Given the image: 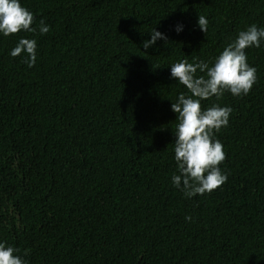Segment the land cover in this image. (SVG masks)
<instances>
[{"label":"trees","instance_id":"obj_1","mask_svg":"<svg viewBox=\"0 0 264 264\" xmlns=\"http://www.w3.org/2000/svg\"><path fill=\"white\" fill-rule=\"evenodd\" d=\"M21 4L37 30L0 36V241L25 264H264V44L245 49L247 95L201 102L232 109L215 134L227 180L191 199L171 185L186 89L169 75L264 27V0ZM154 27L168 41L146 52ZM21 37L37 41L31 68L9 55Z\"/></svg>","mask_w":264,"mask_h":264},{"label":"clouds","instance_id":"obj_2","mask_svg":"<svg viewBox=\"0 0 264 264\" xmlns=\"http://www.w3.org/2000/svg\"><path fill=\"white\" fill-rule=\"evenodd\" d=\"M33 22V13L21 4V0H0V36L7 37L18 32L35 33L37 29L32 26ZM197 25L206 33L208 19L198 15ZM174 30L181 32L183 25L177 24ZM48 31L49 26L41 19L39 33L44 35ZM148 33L150 38L142 41L145 51L157 46L158 40L168 41L167 34L155 27ZM262 44L264 27L253 23L239 31L212 61L189 63L187 59H181L169 64L170 79L186 89L170 105L177 121L173 133L176 173L171 176V185L186 198L211 193L227 180V174L220 167L225 160V152L215 134L228 126L232 109L217 103L202 108L201 102L212 97L219 100L225 92L236 97L247 95L257 77L256 68L247 62L245 49L259 48ZM9 55L21 56L27 67H33L37 59L36 39L21 37L9 50ZM185 220L191 221L192 217L186 215ZM0 264H25V260L19 254V249L0 241Z\"/></svg>","mask_w":264,"mask_h":264}]
</instances>
